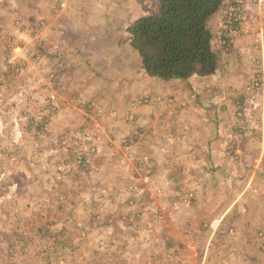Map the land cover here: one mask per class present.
<instances>
[{
  "label": "rangeland",
  "instance_id": "rangeland-1",
  "mask_svg": "<svg viewBox=\"0 0 264 264\" xmlns=\"http://www.w3.org/2000/svg\"><path fill=\"white\" fill-rule=\"evenodd\" d=\"M102 1L0 0V264H264V0L178 88L86 46Z\"/></svg>",
  "mask_w": 264,
  "mask_h": 264
},
{
  "label": "trees",
  "instance_id": "trees-1",
  "mask_svg": "<svg viewBox=\"0 0 264 264\" xmlns=\"http://www.w3.org/2000/svg\"><path fill=\"white\" fill-rule=\"evenodd\" d=\"M225 4L226 0H159L156 11L131 24L129 45L141 57L146 75L168 82L215 74L220 53L209 23Z\"/></svg>",
  "mask_w": 264,
  "mask_h": 264
},
{
  "label": "crops",
  "instance_id": "crops-1",
  "mask_svg": "<svg viewBox=\"0 0 264 264\" xmlns=\"http://www.w3.org/2000/svg\"><path fill=\"white\" fill-rule=\"evenodd\" d=\"M151 1H154L159 5V0H138V2H136L133 8H132L133 6L132 2L130 0H120V2H118L117 4H113L114 2L113 0L102 1L106 5V7H104L102 11H100L101 13L99 16H97L96 13L92 12L93 18L89 20L87 27H85V30L89 31L90 26H94L98 24L100 25L101 34H97V36H94V38L90 37L86 46L93 47V44H95L96 47H99V45H104L106 49L103 56H105V58L107 59L109 56L110 58L111 56L116 57L119 53L122 54V56L127 55L129 59L131 57L132 58L134 57L136 64L139 63V65H136V67L138 68L140 66L139 70L142 74L141 76H143V72L145 74L143 62L137 51L132 49L129 45L131 35L128 29L132 23L138 20V18L147 16L151 14L153 11H156L158 9V5L157 7L151 6V4L149 5V2ZM224 8H226V5L225 7L223 6V9ZM127 9H130V11H127V13L129 12L128 15L126 14L119 15L120 12L121 13L125 12ZM131 9L133 10V12L136 13V15L131 14L132 12ZM219 12L222 13L221 10ZM219 12L216 14L217 16ZM131 17H133V19H130ZM216 17L214 16L211 21L215 22V20L218 19V17L217 18ZM70 24L73 23L70 22ZM76 24L78 25L81 24V21H77ZM115 45L122 47L124 50L117 52L114 47ZM128 64L130 63L127 62V66ZM121 65L119 67L122 68L123 70L127 68V66L122 65L121 67ZM121 78L122 76L120 77V79ZM152 80L155 79H151V83ZM130 81H132V79H130ZM156 82L158 86L164 85V83H162L161 81H156ZM171 82L173 83L170 86L173 85L174 88H178L181 85L179 82L182 81L173 80ZM171 92L172 93L176 92V90L172 89ZM171 92H169V94H172Z\"/></svg>",
  "mask_w": 264,
  "mask_h": 264
},
{
  "label": "built area",
  "instance_id": "built-area-1",
  "mask_svg": "<svg viewBox=\"0 0 264 264\" xmlns=\"http://www.w3.org/2000/svg\"><path fill=\"white\" fill-rule=\"evenodd\" d=\"M237 4H239V1L237 2ZM225 5L227 6V19L225 20L224 26L225 28H228L229 26L235 24V21H238L237 19L242 15V13L238 14L240 7L238 5L236 6L235 0H229V2Z\"/></svg>",
  "mask_w": 264,
  "mask_h": 264
}]
</instances>
